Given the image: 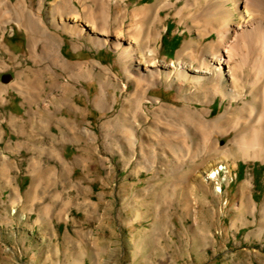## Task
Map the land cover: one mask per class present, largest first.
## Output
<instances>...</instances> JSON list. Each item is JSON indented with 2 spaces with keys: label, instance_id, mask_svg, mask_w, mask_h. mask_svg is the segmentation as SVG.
Masks as SVG:
<instances>
[{
  "label": "rangeland",
  "instance_id": "374dc122",
  "mask_svg": "<svg viewBox=\"0 0 264 264\" xmlns=\"http://www.w3.org/2000/svg\"><path fill=\"white\" fill-rule=\"evenodd\" d=\"M26 1L36 41L0 0V264H264V160L236 157L233 145L258 68L246 65L249 83L236 89L226 78L225 97L208 89L212 75L190 70L148 91L135 76L145 66L114 47L119 31L124 46L159 36L155 70L166 76L193 42L196 58L212 60V17L184 8L189 0L161 20L135 12L162 0H111V35L81 38L52 9L62 0ZM71 3L85 15L88 0ZM243 54L241 45L242 80ZM205 111L211 123L224 117L221 129L208 130ZM219 223L240 231L224 238Z\"/></svg>",
  "mask_w": 264,
  "mask_h": 264
},
{
  "label": "bare ground",
  "instance_id": "6f19581e",
  "mask_svg": "<svg viewBox=\"0 0 264 264\" xmlns=\"http://www.w3.org/2000/svg\"><path fill=\"white\" fill-rule=\"evenodd\" d=\"M1 1L9 9L10 16L18 21L20 27L26 29L28 35L32 37L33 41H36V20L34 19L33 12L29 10L27 1L21 0V2L15 6L10 5L8 0ZM162 1H164L162 6L148 5L138 9L135 12V17H140L141 15L143 18H146L154 15L156 16V19L161 20L163 18L161 14L162 10L174 8L182 0ZM189 6L197 8L196 11L204 17H212L204 20V25L209 32L216 33L218 37L214 43L209 45L212 51V60L210 62L204 60L202 56L201 58H196L197 55H195L194 52L199 43L193 42L186 48V50H193V52L192 50L187 52V55H190L191 62L186 61L187 55L180 57L178 63L172 65L174 71L172 70L173 72L171 74L165 76L158 70H155L158 67L159 62L158 48L156 47L160 38L159 36L149 35L145 38L144 35L138 33L134 37L132 36L133 38L128 37L127 39L129 40V43L124 46L119 42V38H122L123 40L126 36L119 31L112 34L117 39L114 47L120 52L122 60L134 59L138 64L145 66L146 75L143 73L141 74L143 71L139 70L135 76L139 83H142L147 87L148 91L159 81L163 79L170 81L173 75H176L178 80L185 76V70H190L212 75V83L210 82L211 86L208 87V89H211L214 92H219L225 97L226 89L224 86V80L226 78L230 79L233 84L232 86L236 89L242 82L243 86L249 83V76L245 75V66L251 63L254 67H257V80L253 81L250 86L252 89L251 96L254 98L244 105V107H246L247 104H253V107L250 115L243 118V124L241 122L243 134L235 139L233 145L235 149L234 156L236 157L264 160V107L260 115L255 112V105L258 103L257 96L261 97L262 95L264 99V0H189L184 8ZM184 8H182L180 12ZM52 9L57 11L62 17L64 28L70 30L72 34L79 35L81 38L91 36V34L96 32L105 37L111 35L110 33L113 23L111 0H88L87 7L83 8L85 15L76 13L78 7L75 3L72 4L71 0H62L53 5ZM67 13L72 14L63 19L62 15ZM236 14L239 15V21L235 25V28L229 29L223 27L227 21L234 19ZM79 22H83L84 26H81ZM155 41L156 44L153 48L151 45H153L152 43ZM46 42L47 44L54 43L51 35L48 36ZM93 43L102 47L107 45L109 41L95 40ZM143 44H148L152 47V49L149 50L150 56L145 55ZM241 45H243V51L246 50V54H243V80L238 79L237 77L239 68H237L235 63V57L238 50L241 48ZM195 59H198L199 66L194 64ZM212 67H214L213 72L210 71ZM151 68L153 70H151ZM234 88L230 91H235ZM208 115L209 111H205L202 117L204 121L203 123H205L204 125H206L208 130L213 132L216 129H221L224 117L220 118L215 123H211L208 121ZM247 130H249V132L244 134ZM211 173L213 174L214 171Z\"/></svg>",
  "mask_w": 264,
  "mask_h": 264
},
{
  "label": "crops",
  "instance_id": "0c3cea01",
  "mask_svg": "<svg viewBox=\"0 0 264 264\" xmlns=\"http://www.w3.org/2000/svg\"><path fill=\"white\" fill-rule=\"evenodd\" d=\"M23 122H26L25 120H23ZM36 122H38L36 119L35 120H32L31 123H30V127L29 128V131L28 132H24V133H29V137L30 138H33L34 135L36 134L37 132V126L36 125ZM58 181V174H56V183ZM224 207H222V210L224 211ZM240 231V229H237V227L235 228H232V227H225V226H222V224H218L217 227L214 228V232L215 234L219 235V236H222V237H228V234L231 233L232 236L238 234Z\"/></svg>",
  "mask_w": 264,
  "mask_h": 264
}]
</instances>
